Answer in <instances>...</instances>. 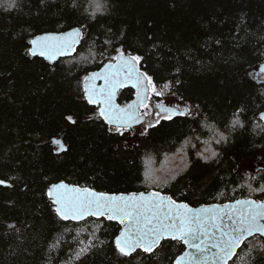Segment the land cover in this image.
<instances>
[{
    "label": "trees",
    "instance_id": "obj_1",
    "mask_svg": "<svg viewBox=\"0 0 264 264\" xmlns=\"http://www.w3.org/2000/svg\"><path fill=\"white\" fill-rule=\"evenodd\" d=\"M75 27L73 56L28 54L34 37ZM123 50L193 109L143 130L108 124L84 89ZM261 66L264 0H0V264H174L184 251L168 239L122 255L118 221L59 218L46 194L59 181L193 206L264 200V166L251 168L264 155ZM227 264H264V238Z\"/></svg>",
    "mask_w": 264,
    "mask_h": 264
},
{
    "label": "snow or ice",
    "instance_id": "obj_2",
    "mask_svg": "<svg viewBox=\"0 0 264 264\" xmlns=\"http://www.w3.org/2000/svg\"><path fill=\"white\" fill-rule=\"evenodd\" d=\"M13 6L14 4L9 5V7ZM96 8L99 11L100 5L97 4ZM95 14L92 13L93 17ZM80 35L79 29H73L61 35L47 34L36 37L30 42L34 47L28 50V54L31 56L39 54L53 61L57 56L65 54ZM140 59L138 56L125 55L120 51L118 62L115 65H108V71L101 77L105 80L106 87L97 89L93 86L84 89L88 103L98 105L99 116L108 124L115 125L117 129L130 127L134 119L138 120L136 111L148 99L151 77L137 68ZM97 75L93 74L92 78H96ZM129 81H134L133 86L138 90V99L132 105L121 109L114 102L115 89ZM141 90L143 95H140ZM152 91L156 92L154 85ZM156 94L160 95L159 92ZM156 107L165 113L178 111L162 104ZM167 118H171L170 115ZM67 119L76 122L70 116ZM109 130L111 131V128ZM3 183L4 181L0 180V184ZM46 194L55 205V213L62 220H76L92 215L104 216L123 224L124 229L116 237L115 245L125 256H130L138 248L145 253H152L160 247L161 241L170 239L182 242L200 254L197 256L185 252L175 258L174 264H186V261L187 264H203V254L206 252L203 237L208 233L209 220L218 221L211 225L220 233L219 240L213 244V247L219 248L224 256L231 254L246 236L253 233L264 234V202L237 201L236 207L229 209L225 206L223 210H220V206L193 209L185 203L178 204L171 196H161L158 192L153 193L149 198H145L144 193L116 195L70 186L63 182L49 186ZM225 217L232 221L231 225H224ZM10 227L15 228V225ZM226 227L228 230H225Z\"/></svg>",
    "mask_w": 264,
    "mask_h": 264
},
{
    "label": "water",
    "instance_id": "obj_3",
    "mask_svg": "<svg viewBox=\"0 0 264 264\" xmlns=\"http://www.w3.org/2000/svg\"><path fill=\"white\" fill-rule=\"evenodd\" d=\"M73 29H79V30H80V33H81V35H82V31H81V29H80L79 27H75V28H73ZM73 29L66 30V31H62V32H45V33H42V34H40V35H38V36H36V37L44 36V35H47V34L61 35V34H64V33L71 32ZM81 35H80V37L76 40V43H75L70 49H68V50L65 52V54L57 56V57L55 58V60L50 61V62L55 63V62L59 61V60L62 59V58H66V57H71V56H73L74 53H75V48H76V46L79 45V43H80V41H81ZM36 37H34L33 39H35ZM73 38H74V37H73ZM33 39H32V40H33ZM33 47H34V45L31 44V48H33ZM125 55H130V54H129V53H125ZM36 56H39V57H41V58L46 59V57H44V56H40L39 54L36 55ZM46 60H47V59H46ZM48 61H49V60H48ZM117 62H118V61L116 60L115 62L107 63L106 65H104V66L101 67L100 69H98V70L92 72L91 75L88 77V79H87V81H86V87L91 88V87L95 86L97 89L105 88V87H106L105 80H104L103 78H101V77H102V75H103L104 73H106V72L108 71V68H107L108 65H110V64H111V65H115ZM137 68H138V67H137ZM138 69H139V68H138ZM139 71H140V70H139ZM140 72H141V71H140ZM93 74H98V75L96 76V78L93 79V78H92V77H93ZM133 85H134V81H129V82L126 83L125 85L120 86V87H118V88L115 89L114 102H115L117 105H119V107H120L121 109H124V108H126L128 105H132L134 102H136L135 100H133V101H131V102H130L129 104H127V105H122V104H119V102H118V94H119L120 90H124V89H126V88H128V87H134ZM161 104L164 105V106L167 107V108H170V109H177V108H175V107H170V106H168V105L165 104V103H161ZM161 104H160V105H161ZM177 110H178V109H177ZM178 113H180V110H178V111H176V112H172V113H170V114L173 115V114H178ZM136 116H138L139 119H138V120H135V119H134L133 122H132V124H131V126H137V125H140V124L145 120V117L142 116V115L140 114V107H139V108L137 109V111H136ZM263 119H264V114H263ZM2 181H3V180H2ZM61 182L65 183V184H68V185H70V186H76V187L82 188V187H80V186H78V185H75V184H72V183H69V182H66V181H59V182H57V183H55V184H59V183H61ZM5 184H8V183L4 181V183L1 184V185H5ZM85 188L93 189V190H95L96 192H103V193L116 194V195H118V194H124V195H126V196L129 195V194H132V193H136V194L144 193L145 198H149L153 193H157V192H158L161 196H165V197L169 196V195H166V194H164V193H162V192L154 191V190H153V191H141V192H122V193H115V192H104V191H99V190H97V189L90 188V187H85ZM237 201H241V202H243V201H255V202H257V203L264 202V200H256V199H254V198H244V197H240V198H237V199H235V200H233V201L226 202V203H213V204H209V205H207V204H200V205H198V206L190 205V204H188V203L185 202V201H176V202H177L178 204H179V203H185V204L189 205V207H191V208H193V209H201V208L207 209V208H209L210 206H212V207H214V206H220V210H223L225 206H228L229 209L236 207V206H237ZM230 214H231V213H230ZM89 217H92V215H86L85 217H83V218H81V219H76V220H74V221H81V220L87 219V218H89ZM96 217H104V216H96ZM71 220H73V219H71ZM115 221H117V220H115ZM213 223H218V221H212V220H209V229H208V233L203 237V240H204V244H203V246L206 247V252L203 254V264H227L231 259H233L234 255L236 254V252H237V250L239 249V247H240V245H241L242 242L239 243V244L233 249V251L231 252V254H229L228 256H224L223 253L220 252L219 248L213 247V244L216 243V242H218L219 237H220V233H219V231H217V230H215L214 228L211 227V225H212ZM231 224H232V221L228 220L227 217H225V218H224V225H225V226H228V225H231ZM123 229H124V225H123L121 231H122ZM225 230H228L227 227H226ZM121 231H120V232H121ZM120 232H119V234H118L117 236L120 235ZM257 235H260V236H262V237L264 238V234H261V233H253L252 235H248V236H246L242 241L247 240V239H250V238H252V237H254V236H257ZM184 246H185L184 251H183L182 253H180L177 257L183 255L185 252L192 253L193 255L200 256V254L197 253L195 249L190 248V247H188V246L185 245V244H184ZM138 249H139V248H138ZM138 249H137V250H138ZM137 250H136V251H137ZM133 253H134V252H133ZM177 257H176V258H177ZM221 257H223V259H221ZM186 264H187V261H186Z\"/></svg>",
    "mask_w": 264,
    "mask_h": 264
},
{
    "label": "rangeland",
    "instance_id": "obj_4",
    "mask_svg": "<svg viewBox=\"0 0 264 264\" xmlns=\"http://www.w3.org/2000/svg\"><path fill=\"white\" fill-rule=\"evenodd\" d=\"M123 52L135 56L128 51L123 50ZM118 56H119V52L116 54V58ZM255 74L259 80H264V66L257 68L255 70ZM152 85H154V83L151 80V84H149L148 86V93H147L148 102L145 104L143 110L141 111V115L145 117V120L140 125L135 127L136 129L138 130L146 129L150 127L149 125L152 126L156 124L162 118H166L169 115L171 116L170 113L162 112L159 108L156 107V105H160L161 103H165L170 107H175L178 110H180V112H189L193 109L190 103H187L183 106L179 104L180 97L178 92L175 90L173 83H168L166 84L167 87L166 85H164L161 88H157L154 85L156 88V92H159L160 95H157L156 92L152 91ZM260 166H264V155L258 157L251 165V168L256 169ZM164 247H165L164 245H160V247H158L160 252L163 253V251L165 250Z\"/></svg>",
    "mask_w": 264,
    "mask_h": 264
},
{
    "label": "flooded vegetation",
    "instance_id": "obj_5",
    "mask_svg": "<svg viewBox=\"0 0 264 264\" xmlns=\"http://www.w3.org/2000/svg\"><path fill=\"white\" fill-rule=\"evenodd\" d=\"M117 58H118V57H117ZM117 58H115L112 62H115V61L117 60ZM112 62H109V63H112ZM144 83H146V81H144ZM126 89H128V90L130 91V94H129V95L126 94V96H124L123 100H121V101H120V99H119V97H118V102H119V104L127 105V104H129L131 101H133V100L137 101V99H138V90H137L136 87H128V88H126ZM124 90H125V89H124ZM121 91H122V90H120V92H121ZM120 92H119V94H120ZM119 94H118V96H119ZM140 95H143L142 90H141V92H140ZM147 102H148V99H147L146 103H147ZM146 103H145V104H146ZM145 104L142 105V106H140V114H141V111L143 110ZM137 126H138V125H137ZM137 126H130V128H135V127H137ZM125 128H127V127H125Z\"/></svg>",
    "mask_w": 264,
    "mask_h": 264
},
{
    "label": "bare ground",
    "instance_id": "obj_6",
    "mask_svg": "<svg viewBox=\"0 0 264 264\" xmlns=\"http://www.w3.org/2000/svg\"><path fill=\"white\" fill-rule=\"evenodd\" d=\"M73 184V183H72ZM79 186V185H78ZM82 188H85V187H82ZM147 191H153V190H147ZM141 192V191H140Z\"/></svg>",
    "mask_w": 264,
    "mask_h": 264
}]
</instances>
